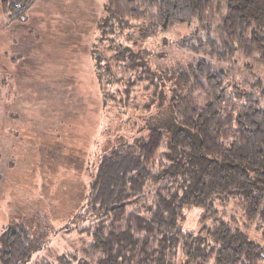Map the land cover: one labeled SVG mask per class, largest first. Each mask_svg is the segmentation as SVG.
<instances>
[{
  "label": "trees",
  "instance_id": "obj_1",
  "mask_svg": "<svg viewBox=\"0 0 264 264\" xmlns=\"http://www.w3.org/2000/svg\"><path fill=\"white\" fill-rule=\"evenodd\" d=\"M34 1L1 4L16 22ZM105 10L92 54L111 129L76 219L92 239L84 255L95 264H264V245L241 229L264 216V0H108ZM186 24L205 31L193 33L201 43L192 50L207 58L151 62L155 31ZM192 208L213 223L203 225L210 245L199 256L182 229ZM47 236L11 226L0 264H24Z\"/></svg>",
  "mask_w": 264,
  "mask_h": 264
},
{
  "label": "rangeland",
  "instance_id": "obj_2",
  "mask_svg": "<svg viewBox=\"0 0 264 264\" xmlns=\"http://www.w3.org/2000/svg\"><path fill=\"white\" fill-rule=\"evenodd\" d=\"M107 1L35 0L23 21L11 22L0 0V237L19 223L33 236L48 235L24 264H95L83 253L92 241L82 230L87 224L76 219L88 202L101 134L111 129L112 111H105L92 54ZM196 26L156 30L151 62L170 67L207 58L204 48L192 50L201 43L193 33L205 37ZM136 45L141 52V38ZM204 212L190 209L182 224L195 235V256L210 245L203 225L213 223L201 222ZM259 226L264 216L241 229L264 245Z\"/></svg>",
  "mask_w": 264,
  "mask_h": 264
}]
</instances>
